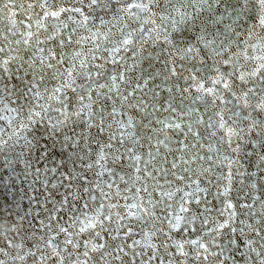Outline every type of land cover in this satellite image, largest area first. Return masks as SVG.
Returning <instances> with one entry per match:
<instances>
[{
    "label": "snow or ice",
    "instance_id": "snow-or-ice-1",
    "mask_svg": "<svg viewBox=\"0 0 264 264\" xmlns=\"http://www.w3.org/2000/svg\"><path fill=\"white\" fill-rule=\"evenodd\" d=\"M13 7L27 23L0 29V189L24 195L0 202V264H264V0ZM192 87L203 114L176 103Z\"/></svg>",
    "mask_w": 264,
    "mask_h": 264
},
{
    "label": "water",
    "instance_id": "water-1",
    "mask_svg": "<svg viewBox=\"0 0 264 264\" xmlns=\"http://www.w3.org/2000/svg\"><path fill=\"white\" fill-rule=\"evenodd\" d=\"M13 13H15V16H13ZM0 17H2V18H0V29H6L7 27L11 26L10 23H9V18L15 19L17 22H19L20 20H23L25 23H27L26 16H21L20 10H18L15 7L10 8L5 13L0 14ZM255 23H256V21L250 20V21H248V24L245 25V27L251 26V25H253ZM174 39L177 42H179V45L181 47H184L186 45V43H188V42L194 43V41L191 40V34H189V33H183V32L175 33L174 34ZM144 47H146L149 51H153L154 55L156 53L160 54L161 59L159 61L154 60L153 64H154L155 69L157 71H161L162 74H163L164 62H167V61L171 60L172 57L168 56L167 53H161L160 52V47L157 46V45H153L151 42H149L148 44L144 45ZM120 55L122 57H124V58H127V57L131 56V52L130 51L128 53H123L122 52ZM176 60H177V66L178 67L183 66V67H186V68H191V63H189V62H184L183 65H181V61L179 59V56H176ZM122 63H123V61H122ZM132 64H133V60H131V59L128 60V65L131 66ZM144 67H147V64H145ZM197 67H199V64H197ZM201 74L203 76H208L211 73L203 72V70H201ZM136 75H139L138 71L136 72ZM187 75H188V72L185 71L184 72V76H187ZM173 82H175L177 84V87H178L179 90H183L184 88L188 87V82H186L184 79L177 80L176 78H173ZM156 83L157 84H161V80L157 79ZM161 87L162 88L171 87V84H168V85H163L162 84ZM173 91L175 92V91H177V89H173ZM196 95H197V93L195 91V88L192 87L191 89H189V93H185V97L186 98L184 100H181V98L177 95L176 103L180 104L183 107H187V108H191V109L200 108L201 109V113L200 114H203L205 107H210V105H205V104H203L200 101H197L196 104H191V101L196 98ZM164 96H167V92L166 91H162L161 92V97H164ZM129 115H132V113L130 112ZM135 119L136 120H140L141 117L140 116H136ZM36 134L39 135L40 133L37 132ZM205 135H207V133H205ZM218 135H219V133H218ZM153 143H155V142L153 141ZM206 149H207V145H206L205 150ZM244 167L248 168L247 163L244 164ZM252 170L253 169L248 168V171H252ZM117 171H119V169H117ZM120 174L123 175V173H120ZM104 179L107 180L108 177H105ZM239 179L240 178H237L234 181V183H233V191L231 193V195L233 197V203H236L237 200H239L241 203H243L244 193H243V191L240 190L241 189V185L239 183ZM37 187H39V185H37ZM61 191H63V190H61ZM23 195H24V193L19 191V189H14L12 191H9L8 188H3V189H0V202H2L4 204V206L7 208V206L9 204H13L14 201H19L21 196H23ZM121 202H123V201H121ZM23 203L24 204L28 203L27 197L24 198ZM213 204L218 206V207L221 206L220 202L218 200H213ZM13 206H14V204H13ZM189 264H191V262H189Z\"/></svg>",
    "mask_w": 264,
    "mask_h": 264
}]
</instances>
